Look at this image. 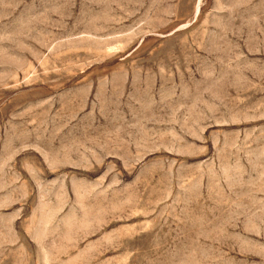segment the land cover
Listing matches in <instances>:
<instances>
[{
  "label": "rangeland",
  "instance_id": "1",
  "mask_svg": "<svg viewBox=\"0 0 264 264\" xmlns=\"http://www.w3.org/2000/svg\"><path fill=\"white\" fill-rule=\"evenodd\" d=\"M0 264H264V0H0Z\"/></svg>",
  "mask_w": 264,
  "mask_h": 264
}]
</instances>
